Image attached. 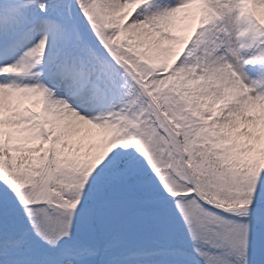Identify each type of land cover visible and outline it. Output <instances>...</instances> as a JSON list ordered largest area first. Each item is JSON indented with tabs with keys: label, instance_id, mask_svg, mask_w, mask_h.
<instances>
[{
	"label": "snow or ice",
	"instance_id": "snow-or-ice-1",
	"mask_svg": "<svg viewBox=\"0 0 264 264\" xmlns=\"http://www.w3.org/2000/svg\"><path fill=\"white\" fill-rule=\"evenodd\" d=\"M0 264H264V0H0Z\"/></svg>",
	"mask_w": 264,
	"mask_h": 264
}]
</instances>
